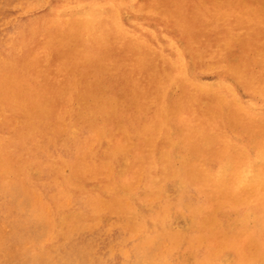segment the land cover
Listing matches in <instances>:
<instances>
[{"label":"rangeland","instance_id":"1","mask_svg":"<svg viewBox=\"0 0 264 264\" xmlns=\"http://www.w3.org/2000/svg\"><path fill=\"white\" fill-rule=\"evenodd\" d=\"M130 1L0 0V264H264V0Z\"/></svg>","mask_w":264,"mask_h":264},{"label":"bare ground","instance_id":"2","mask_svg":"<svg viewBox=\"0 0 264 264\" xmlns=\"http://www.w3.org/2000/svg\"><path fill=\"white\" fill-rule=\"evenodd\" d=\"M81 1H82V0H81ZM102 1H103V0H102ZM110 1H111V0H110ZM121 1H122V0H121ZM126 1H128V0H126ZM131 1H132V0H131ZM131 1H130V2H131ZM151 1H152V0H151ZM154 1H155V0H154ZM154 1H153V2H154ZM157 1H158V0H157ZM157 1H156V2H157ZM190 1H191V0H190ZM214 1H215V0H214ZM221 1H222V0H221ZM224 1L226 2V0H224ZM229 1H230V0H229ZM250 1H251V0H250ZM85 2H87V1H85ZM99 2H100V1H99ZM112 2H113V1H112ZM112 2L110 3L111 5H112ZM130 2H129V3H130ZM134 2H135V1H134ZM140 2H141V1H140ZM140 2H139V3H140ZM143 2H144V1H143ZM147 2H149V1L147 0ZM153 2H152V3H153ZM160 2H161V1H160ZM166 2H167V1H166ZM181 2H182V1L180 0V3H181ZM187 2H189V1H187ZM230 2H233V1H230ZM252 2H254V1L252 0ZM257 2H258V1H257ZM83 3H84V2H83ZM96 3H97V2H96ZM113 3H114V2H113ZM131 3H132V2H131ZM144 3H145V2H144ZM164 3H165V2H164ZM177 3H178V2H177ZM180 3H179V4H180ZM185 3H186V1H185ZM210 3H211V2H210ZM215 3H216V2H215ZM217 3H218V2H217ZM217 3H216V4H217ZM234 3H235V2H234ZM238 3H239V1H238ZM245 3L247 4L246 1H245ZM258 3H259V2H258ZM258 3H257V4H258ZM170 4H171V3H170ZM174 4H176V2L173 3V5H174ZM201 4H203V3L201 2ZM206 4H208V2H207ZM221 4H222V3H221ZM226 4H229V3H226ZM230 4H231V3H230ZM236 4H237V3H236ZM241 4H242V2H241ZM248 4H249V3H248ZM98 5H100V4H98ZM147 5H148V4H147ZM147 5H146V6H147ZM182 5H183V4H181V6H182ZM186 5H187V4H186ZM192 5H193V4H192ZM192 5H190V6H191L190 8L193 7ZM224 5H225V4H224ZM224 5H223V6H224ZM255 5H256V4H255ZM90 6H92V5H90ZM94 6H96V5H94ZM105 6H106V5H105ZM121 6H122V5H121ZM121 6H120V7H121ZM149 6H152V5L149 4ZM161 6H162V5H161ZM170 6H171V5H170ZM176 6H178V5H176ZM179 6H180V5H179ZM204 6H205V5H204ZM217 6H218V4H217ZM219 6H221V5H219ZM223 6H222V8H223ZM227 6H228V5H227ZM229 6H230V5H229ZM233 6H234V5H233ZM233 6H232V7H233ZM241 6H242V5H241ZM108 7H109V6H108ZM114 7H115V6H114ZM135 7H136V6H135ZM153 7H154V6H153ZM172 7H173V6H172ZM187 7H188V6H187ZM198 7H200V6H197V9H198ZM234 7H236V6H234ZM244 7H245V5H244ZM249 7H251V6H249ZM253 7H254V5H253ZM112 8H113V7H112ZM125 8H126V7H125ZM166 8H167V7H166ZM175 8H176V7H175ZM175 8H174V9H175ZM183 8H184V7H183ZM185 8H186V6H185ZM195 8H196V7H195ZM209 8H210V7H208V9H209ZM226 8H227V7H226ZM229 8H230V7H229ZM257 8H258V7H257ZM126 9H127V8H126ZM139 9H141V8H139ZM174 9H173V10H174ZM186 9H187V8H186ZM193 9H194V8H193ZM202 9H204V7H202ZM220 9H221V8H220ZM220 9H219V10H220ZM246 9H247V8H246ZM108 10H109V9H108ZM114 10H115V8H114ZM129 10H131L132 13L135 12V11H137V10H135V9H133V10H135V11H133L132 9H129ZM226 10H227V9H226ZM226 10H225V11H221V13L226 12ZM248 10H250V9H248ZM248 10H247V11H248ZM253 10H256V9H253ZM263 10H264V9H263ZM71 11H72V10H71ZM99 11H101V10H99ZM104 11H106V10H104ZM110 11H111V10H110ZM115 11H116V10H115ZM119 11H120V9H119ZM176 11H177V9H176ZM179 11H180V10H179ZM242 11H243V10H242ZM55 12H56V11H55ZM73 12H74V11H73ZM78 12L80 13L81 11L78 10ZM101 12H102V11H101ZM138 12H139V11H138ZM138 12H137V13H138ZM141 12H142V11H141ZM153 12H154V11H153ZM155 12H157V11H155ZM186 12H187V10H186ZM217 12H219V11L217 10ZM244 12H246V11H244ZM253 12L256 13V11H253ZM253 12H251V13H253ZM257 12H258V10H257ZM262 12H263V11H262ZM69 13H70V12H69ZM75 13H76V12H75ZM75 13H74V14H75ZM91 13L94 14V12H91ZM105 13H106V12H105ZM108 13H109V12H108ZM108 13H107V15H109ZM158 13H159V12H158ZM160 13H163V12H160ZM174 13H175V12H174ZM174 13H172V14H174ZM219 13H220V12H219ZM221 13H220V14H221ZM230 13H231V12H230ZM237 13H238V11H237ZM237 13H236V14H237ZM239 13H240V11H239ZM241 13H242V12H241ZM249 13H250V12H249ZM251 13H250V14H251ZM64 14H65V13H64ZM71 14H72V12H71ZM76 14H78V13H76ZM98 14H99V12H98ZM119 14H120V13H119ZM124 14H125V13H124ZM135 14H136V13H135ZM147 14H148V13H147ZM149 14H151V13H149ZM168 14H169V13H168ZM176 14H177V13H176ZM176 14H174V16H175ZM187 14H188V13H187ZM195 14H196V13H195ZM195 14H194V15H195ZM225 14H227V13H225ZM242 14H243V13H242ZM250 14H249V15H250ZM258 14H259V13H258ZM65 15H66V14H65ZM103 15H104V14H103ZM107 15H106V17H107ZM170 15H171V13H170ZM170 15H169V16H170ZM197 15H198V14H197ZM56 16H57V15H56ZM66 16H67V15H66ZM69 16H70V14H69ZM69 16H68V17H69ZM74 16H75V15H74ZM74 16H73V17H74ZM80 16H81V15H80ZM87 16H88V15H87ZM90 16H94V15H89V17H90ZM97 16H98V15H97ZM115 16H116V12H115V15L112 16V18H113V17L115 18ZM118 16H119V15H118ZM143 16H144V15H143ZM150 16H151V15H150ZM169 16H168V21H169V19L171 18V17L169 18ZM184 16H185V15H184ZM188 16H189V15H188ZM243 16H244V15H243ZM255 16H256V14H255ZM257 16H260V14L257 15ZM263 16H264V15H263ZM59 17H60V15H59ZM63 17H64V16H63ZM76 17L80 18L79 16H76ZM94 17H95V16H94ZM121 17H122V16H121ZM131 17H132V16H131ZM158 17H159V16H158ZM172 17H173V16H172ZM178 17H180V16H178ZM220 17H221V16H220ZM225 17H226V16H225ZM248 17H249V16H248ZM55 18H56V17H55ZM82 18H83V17H81L80 19H82ZM91 18H93V17H91ZM95 18H96V17H95ZM95 18H94V19H95ZM98 18H100V17H98ZM101 18H102V17H101ZM107 18H108V17H107ZM149 18H150V17H149ZM166 18H167V17H166ZM181 18H182V17H181ZM190 18H191V17H190ZM200 18H201V17H200ZM249 18H250V17H249ZM85 19H86V18H83V20H85ZM96 19H97V18H96ZM118 19H119V18H118ZM137 19H138V18H137ZM145 19H146V18H145ZM192 19H193V18H192ZM234 19H235V18H234ZM258 19H259V18H258ZM75 20H76V19H75ZM104 20H105V19H104ZM107 20H108V19H107ZM128 20H129V19H128ZM142 20H143V17H142ZM154 20H155V19H154ZM158 20H160V19H158ZM165 20H166V19H165ZM174 20H175V19H174ZM183 20L185 21V19H183ZM223 20H224V19H223ZM235 20H236V19H235ZM242 20H243V19H242ZM242 20H240V21H242ZM54 21H55V20H54ZM57 21H58V18H57ZM70 21H71V20H70ZM70 21H68V22H70ZM77 21H78V19H77ZM112 21H117V19H116V20L113 19ZM168 21H167V22H168ZM179 21H181V20H179ZM219 21H220V20H219ZM80 22H81V21H80ZM80 22H78V24H79ZM123 22H124V21H123ZM144 22H145V20H144ZM147 22H148V21H147ZM149 22H150V20H149ZM159 22H160V21H159ZM164 22H165V21H164ZM167 22H166V23H167ZM172 22H173V21H172ZM175 22H177V21H175ZM181 22H182V21H181ZM181 22H180V23H181ZM185 22H186V21H185ZM210 22H211V21H210ZM76 23H77V22H76ZM76 23H75V24H76ZM109 23H110V22H109ZM129 23H130V22H129ZM145 23H146V22H145ZM169 23H171V22H169ZM187 23H188V20H187ZM203 23H204V22H203ZM203 23H201V24H203ZM205 23H206V22H205ZM219 23H220V22H219ZM219 23H218V24H219ZM78 24H77V25H78ZM80 24H81V23H80ZM110 24H112V23H110ZM115 24H117V26H118V23L115 22ZM131 24H132V23H131ZM155 24H156V23H155ZM167 24H168V23H167ZM206 24H207V23H206ZM54 25H55V24H54ZM56 25H57V24H56ZM66 25H67V23H66ZM71 25H72V24H71ZM101 25H102V23H101ZM151 25H152V24H151ZM170 25H171V24H170ZM173 25H174V24H173ZM186 25H187V24H186ZM188 25H189V24H188ZM188 25H187V26H188ZM193 25H194V24H193ZM193 25H192V26H193ZM199 25H200V24H199ZM208 25H209V24H208ZM233 25H235V24H233ZM242 25H243V24H242ZM251 25H253V24L251 23ZM117 26H116V27H117ZM130 26H131V25H130ZM189 26H190V25H189ZM243 26H244V25H243ZM246 26H247V25H246ZM246 26H245V27H246ZM258 26H259V25H258ZM54 27H55V26H54ZM68 27H69V26H68ZM68 27H67V28H68ZM73 27H74V26H73ZM73 27H72V28H73ZM80 27H81V25H80ZM111 27H112V26H111ZM111 27H110V28H111ZM121 27H123V26H121ZM153 27H154V26H153ZM171 27H173V26H171ZM171 27H170V28H171ZM177 27H179V26L177 25ZM185 27H186V26H185ZM185 27H183L182 30H184ZM193 27H194V26H193ZM199 27H200V26H199ZM203 27H204V26H203ZM203 27H202V28H203ZM227 27H228V26H227ZM241 27H242V26H241ZM245 27H242V28H245ZM247 27H249V26H247ZM55 28H56V27H55ZM57 28H58V26H57ZM77 28H79V27H77ZM95 28H96V27H95ZM113 28H114V27H113ZM132 28H133V26H132ZM173 28H174V27H173ZM190 28H191V26H190ZM194 28H195V27H194ZM205 28H206V27H205ZM223 28H224V27H223ZM234 28H237V27H234ZM258 28H259V27H258ZM263 28H264V27H263ZM68 29H69V28H68ZM103 29H104V28H102V29L100 28V30H103ZM117 29H118V27H117ZM120 29H121V28H120ZM120 29H118V30L120 31L119 33H122L123 31H125L124 28H123V30L121 29L122 32H121ZM127 29H128V28H127ZM137 29H138V28H137ZM137 29H136V30H137ZM163 29H164V28H163ZM171 29H172V28H171ZM186 29H187V27H186ZM191 29H192V28H191ZM207 29L209 30V28H207ZM221 29H222V28H221ZM221 29H220V30H221ZM231 29H232V28H231ZM245 29H246V28H245ZM245 29H244V30H245ZM81 30H82V29H81ZM105 30H106V29H105ZM128 30H129V29H128ZM140 30H141V29H140ZM188 30H189V29H188ZM198 30H199V29H198ZM218 30H219V29H218ZM218 30H215V31H218ZM250 30H251V29H250ZM77 31H78V30H77ZM103 31H104V30H103ZM106 31H110V30H106ZM172 31H173V30H172ZM190 31H191V30H190ZM204 31H205V30H204ZM258 31H259V32H258L257 34H259V35H260V31L264 33V31H262L261 29L258 30ZM56 32H57V31H56ZM58 32H59V31H58ZM61 32H62V31H61ZM71 32H72V31H71ZM71 32H69V33H71ZM96 32H97V29H96ZM130 32H131V31H130ZM144 32H145V31H144ZM170 32H171V31H169V34H170ZM177 32H178V31H177ZM179 32H180V31H179ZM186 32H187V31H186ZM193 32H194V31H193ZM193 32H192V33H193ZM249 32H250V31H249ZM59 33H60V32H59ZM92 33H93V32H92ZM103 33H104V32H103ZM125 33H128V32H125ZM125 33H123V34H125ZM147 33H148V32H147ZM188 33H189V32H188ZM241 33H242V31H241ZM253 33H255V30H254L251 34H253ZM263 33H262V34H263ZM71 34H72V33H71ZM71 34H70V35H71ZM93 34H94V33H93ZM100 34H101V31H100ZM109 34H110V33H109ZM109 34H108V35H109ZM128 34H129V33H128ZM130 34H131V33H130ZM130 34H129V36H130ZM133 34H134V33H133ZM153 34H154V33H153ZM155 34H156V33H155ZM212 34H213V30H212ZM219 34H220V32H219ZM247 34H248V32H247ZM249 34H250V33H249ZM249 34H248V35H249ZM62 35H63V34H62ZM85 35H86V34H85ZM97 35H98V32H97ZM108 35H107V36H108ZM137 35H138V34H137ZM148 35H150V34H148ZM159 35H160V34H159ZM179 35H180V34H178L177 37H178ZM181 35H183V33H182ZM184 35H185V34H184ZM207 35H208V34H207ZM227 35H228V34H227ZM229 35H230V34H229ZM234 35H235V34H234ZM237 35H238V34H237ZM237 35H235V37H236ZM245 35H246V34H245ZM245 35H244V36H245ZM99 36H100V35H98V37H99ZM127 36H128V35H127ZM155 36H156V35H155ZM185 36H186V35H185ZM192 36H193V35H192ZM195 36H196V35H195ZM195 36H194V37H195ZM205 36H206V35H205ZM221 36H222V35H221ZM221 36H220V37H221ZM260 36H261V35H260ZM262 36H263V35H262ZM84 37H85V36H84ZM110 37H111V36H110ZM112 37H114V36H112ZM131 37H133V36H131ZM174 37H175V35H174ZM179 37H180V36H179ZM186 37H187V36H186ZM194 37H189V39H190V38L193 39ZM198 37H199V35H198ZM208 37H209V36H208ZM210 37H211V36H210ZM216 37H217V36H216ZM230 37H231V36H229V39H230ZM240 37H242V35H241ZM240 37H239V38H240ZM70 38H71V37H70ZM75 38H76V37H75ZM95 38H96V37H95ZM129 38H130V37H129ZM135 38H136V37H135ZM135 38H133V40H134ZM137 38H138V37H137ZM148 38H150V37H148ZM152 38H154V37H152ZM183 38H184V37H183ZM204 38H205V37H204ZM237 38H238V36H237ZM237 38H236V39H237ZM239 38H238V39H239ZM252 38H254V36H253ZM255 38H256V37H255ZM257 38H258V37H257ZM77 39H79V37H78ZM80 39H81V38H80ZM80 39H79V40H80ZM130 39H131V38H130ZM145 39H146V36H145ZM145 39H144V40H145ZM157 39L159 40V38H157ZM184 39H186V38H184ZM198 39H200V38H198ZM212 39H213V37H212ZM219 39H221V38H218V39H216V40H219ZM234 39H235V38H234ZM238 39H237V40H238ZM71 40H72V39H71ZM73 40H74V39H73ZM94 40H95V39H94ZM98 40H99V39H98ZM98 40H96V41H98ZM108 40H109V39H108ZM135 40H136V39H135ZM135 40L132 41V42H133V43H134V42H137V41H135ZM182 40H183V39H182ZM193 40H194V39H193ZM204 40H205V39H204ZM206 40H207V39H206ZM222 40H223V39H222ZM239 40H240V39H239ZM242 40H243V37H242ZM85 41H86V40H85ZM85 41H84V42H85ZM123 41L125 42V40H123ZM146 41H147V40H146ZM146 41H145V42H146ZM161 41H162V40H161ZM163 41H164V40H163ZM180 41H181V40H180ZM235 41H236V40H235ZM235 41H234V42H235ZM86 42H87V41H86ZM105 42H106V40H105ZM112 42H113V41H112ZM124 42H122V44H123ZM155 42H156V41H155ZM188 42H189V41H188ZM190 42H191V41H190ZM193 42H194V41H193ZM202 42H203V41H202ZM217 42H219V41H217ZM92 43H93V42H92ZM95 43H96V42H95ZM125 43H126V42H125ZM128 43H129V42H128ZM130 43H131V42H130ZM133 43H132V45H133ZM138 43H139V42H138ZM138 43H137V44H138ZM150 43H151V42H150ZM159 43H160V42H159ZM163 43H164V42H163ZM195 43H196V42H195ZM206 43H207V42H206ZM211 43H212V42H211ZM237 43H238V42H237ZM239 43H240V42H239ZM241 43H242V42H241ZM98 44H99V41H98ZM100 44H102V43H100ZM134 44H135V43H134ZM140 44H141V43H140ZM140 44H139V45H140ZM164 44H165V43H164ZM197 44H198V43H197ZM202 44H203V43H202ZM217 44H218V43H217ZM221 44H223V43H221ZM224 44H225V43H224ZM244 44H245V42H244ZM244 44H243V45H244ZM261 44H262V43H261ZM111 45H112V43H111ZM114 45L117 46L116 43H115ZM125 45H126V44H125ZM127 45H128V44H127ZM129 45H130V44H129ZM144 45H145V44H144ZM165 45H166V44H165ZM177 45H178V44H177ZM192 45H193V44H192ZM211 45H212V44H211ZM235 45H236V42H235ZM243 45H242V46L240 45L241 48L244 47ZM255 45H256V44H255ZM102 46H103V45H102ZM105 46H106V45H105ZM109 46H110V45H109ZM134 46H135V45H134ZM163 46H164V45H163ZM163 46H161L162 49H163ZM178 46H179V45H178ZM190 46H191V45H190ZM212 46H213V45H212ZM220 46H221V45H219L218 47H220ZM237 46H239V45H237ZM250 46H251V45H250ZM253 46H254V45H253ZM258 46H261V45L258 44ZM98 47H100V46L98 45ZM112 47H113V46H112ZM123 47H125V46H123ZM139 47H143V45H142V46H139ZM145 47H146V46H145ZM148 47H152V46H148ZM158 47H159V46H158ZM171 47H172V46H171ZM175 47H177V46H175ZM198 47H200V46L198 45ZM231 47H232V46H231ZM245 47H246V46H245ZM255 47H257V46H255ZM261 47H262V46H261ZM117 48H118V47H117ZM134 48H136V47H134ZM152 48H153V47H152ZM152 48H150V49H152ZM159 48H160V47H159ZM189 48H190V47H189ZM202 48H203V47H202ZM224 48H225V47H224ZM229 48H230V46H229ZM246 48H247V47H246ZM253 48H254V47L249 48V49L252 50ZM263 48H264V46H263ZM68 49H69V48H68ZM72 49H73V48H72ZM105 49H106V48H105ZM105 49H104V50H105ZM108 49H110V47H108ZM115 49H116V48H115ZM119 49H120V48H119ZM119 49H118V50H119ZM124 49H125V48H124ZM129 49H130V48H129ZM137 49H138V47H137ZM144 49H145V48L143 47V50H144ZM178 49H179V47H178ZM185 49H186V48H185ZM218 49H219V48H217L216 50H218ZM232 49H233V48H232ZM238 49H239V47H238ZM238 49H237V50H238ZM244 49H245V48H244ZM261 49H262V48H261ZM106 50H107V49H106ZM113 50H114V49H112V51H113ZM127 50H128V49H127ZM143 50H142V51H143ZM145 50H146V49H145ZM206 50H207V49H206ZM210 50H212V49H210ZM226 50H227V49H226ZM233 50H234V49H233ZM235 50H236V49H235ZM241 50H242V49H241ZM251 50H249V51H251ZM71 51H73V50H71ZM107 51H108V50H107ZM119 51H120V50H119ZM124 51H125V50H124ZM142 51H141V52H142ZM163 51H164V50H163ZM168 51H169V50H168ZM184 51H185V50H184ZM249 51H248V52H249ZM109 52H110V51H109ZM115 52H116V51H115ZM117 52H118V51H117ZM122 52H123V51H122ZM122 52H121V53H122ZM170 52H171V51H170ZM223 52H224V51H223ZM231 52H232V51H231ZM233 52H235V51H233ZM239 52H241V51H239ZM246 52H247V51H246ZM248 52H247V53H248ZM253 52H254V51H253ZM74 53H75V52H74ZM74 53H71V54H74ZM76 53L78 54V51H77ZM76 53H75V54H76ZM150 53H151V52H149V54H150ZM156 53H157V52H156ZM168 53H169V52H168ZM181 53H182V52H181ZM183 53H184V52H183ZM183 53H182V54H183ZM191 53H192V50H191ZM195 53H197V52H195ZM201 53H202V52H201ZM205 53H206V52H205ZM205 53H204V54H205ZM236 53H238V52H236ZM251 53H252V51H251ZM256 53H257V52H256ZM75 54H74V55H75ZM77 54H76V55H77ZM117 54H118V53H117ZM182 54H181V55H182ZM192 54H193V53H192ZM197 54H198V53H197ZM78 55H79V54H78ZM78 55H77V56H78ZM91 55H92V54H91ZM128 55H129V54H128ZM135 55H136V54H135ZM141 55H142V54H141ZM144 55H145V54H144ZM150 55H151V54H150ZM174 55H176V54L174 53ZM199 55H200V54H199ZM207 55H208V54H207ZM221 55H224V54L222 53ZM221 55H220V56H221ZM229 55H230V54H229ZM232 55H233V54H232ZM242 55H243V54H242ZM248 55H249V54H247V56H248ZM263 55H264V54H263ZM139 56H140V55H139ZM157 56H158V55H157ZM157 56H155V57H157ZM171 56H172V55H171ZM196 56H197V55H196ZM204 56H205V55H204ZM227 56H228V55H227ZM230 56H231V55H230ZM230 56H229V57H230ZM237 56H238V55H237ZM135 57L137 58V55H136ZM135 57H134V58H135ZM158 57H159V56H158ZM162 57H163V56H162ZM172 57H173V56H172ZM199 57H200V56H199ZM201 57H203L202 54H201ZM259 57H260V56H259ZM259 57H258V58H259ZM138 58H139V57H138ZM138 58H137V59H138ZM140 58H141V56H140ZM142 58H144V57H142ZM145 58H146V59H149V57L147 58L146 55H145ZM152 58H153V56H152ZM177 58H179V57H177ZM221 58H222V57H221ZM233 58L236 59L237 57L235 58V57L233 56ZM240 58H241V57H240ZM157 59H158V58H157ZM159 59L161 60V58H159ZM179 59H180V58H179ZM193 59H194V58H193ZM231 59H232V58H231ZM255 59H257V58H255ZM98 60H99V59H98ZM144 60H145V59H144ZM144 60H143V61H144ZM172 60H173V59H172ZM172 60H171V62H173ZM182 60H184V59L181 58V61H182ZM195 60H196V59H195ZM195 60H194V61H195ZM199 60H200V59H199ZM218 60H219V58H218ZM249 60H251V59H249ZM89 61L91 62V60H89ZM95 61H96V59H95ZM95 61H94V62H95ZM150 61H151V60H150ZM185 61H187V60H185ZM196 61H197V60H196ZM219 61H220V60H219ZM221 61H222V60H221ZM262 61H264V60H262ZM83 62H84V61H83ZM86 62H87V61H86ZM147 62H148V61H147ZM147 62H146V63H147ZM156 62H157V61H156ZM197 62H198V61H197ZM233 62H234V60H233ZM242 62H244V59H243ZM245 62H248V60L246 59ZM250 62H251V61H250ZM250 62H249V63H250ZM78 63H79V64H82V63H80V62H78ZM146 63H145V61H144V64H146ZM158 63H160V62H158ZM158 63H157V64H158ZM190 63H192V62H190ZM227 63H229V62H227ZM253 63H254V62H253ZM101 64H102V62H101ZM149 64H150V62H149ZM151 64H152V63H151ZM179 64H180V63H179ZM236 64H238V63H236ZM236 64H235V65H236ZM257 64H258V63H257ZM89 65H90V64H89ZM89 65H88V66H89ZM92 65H93V64H92ZM111 65H112V64H111ZM146 65H148V63H147ZM181 65H182V64H181ZM186 65H187V64H186ZM197 65H198V64H197ZM197 65H196V66H197ZM216 65H217V64H216ZM216 65H215V66H216ZM222 65H223V64H222ZM229 65H230V64H229ZM239 65L241 66V63H240ZM242 65H247V64L244 63V64H242ZM250 65H251V63H250ZM261 65H262V64H261ZM261 65H260V66H261ZM156 66H157V65H156ZM162 66H163V65H162ZM177 66H178V64H177ZM247 66H248V65H247ZM247 66H246V67H247ZM251 66H252V65H251ZM260 66H259V67H260ZM263 66H264V65H263ZM143 67H144V66H143ZM148 67L150 68L151 66L148 65ZM152 67H153V66H152ZM178 67H179V66H178ZM183 67H184V65H183ZM220 67H221V66H220ZM223 67H225V66H223ZM226 67L228 68L229 66L226 65ZM226 67H225V68H226ZM237 67H239V66L237 65ZM243 67H245V66H243ZM185 68H186V67H185ZM221 68H222V67H221ZM225 68H224V69H225ZM240 68H241V67H240ZM240 68H239V69H240ZM247 68H248V67H247ZM257 68H258V67H257ZM172 69H173V68H172ZM181 69H182V68H181ZM211 69H212V68H211ZM249 69H251V67H250ZM263 69H264V67H263ZM155 70H158V68L155 69ZM164 70H165V68H164ZM240 70H242V69H240ZM180 71H181V70H180ZM184 71H185V69H184ZM215 71H216V70H215ZM228 71L231 72L232 70L230 71V69H228ZM233 71H235V70H233ZM256 71H257V70H256ZM256 71H255V72H256ZM260 71H261V70H260ZM170 72H171V71H170ZM218 72H219V71H218ZM220 72H221V71H220ZM222 72H223V70H222ZM224 72H225V71H224ZM229 72H228V73H229ZM179 73H180V72H179ZM183 73H184V72H183ZM183 73H182V75H183ZM196 73H197V72H196ZM216 73H217V72H216ZM226 73H227V72H226ZM231 73L233 74L234 72H231ZM259 73H260V72H259ZM184 74H185V73H184ZM187 74H188V72H187ZM193 74H194V73H193ZM217 74H218V73H217ZM223 74H224V73H223ZM234 74H235V73H234ZM234 74H233V75H234ZM140 75H141V73H140ZM219 75H220V74H219ZM230 75H231V74H229V76H230ZM258 75H259V74H258ZM262 75H264V73H262ZM131 76H132V75H131ZM144 76H145V75H144ZM180 76H181V74H180ZM234 76H235V75H234ZM238 76H239V75H237V77H238ZM185 77H186V75H185ZM244 77H245V76H244ZM259 77H260V75H259ZM137 78L141 79L140 76L138 77V75H137ZM143 78H144V77H143ZM149 78H150V77H149ZM152 78H154V77H152ZM246 78H247V77H246ZM261 78H262V77H261ZM185 79H186V78H185ZM262 79H264V78H262ZM141 80H142V79H141ZM164 80H165V79H164ZM189 80H190V79H189ZM193 80H194V79H193ZM238 80H240V77H239ZM256 80H257V79H256ZM123 81H125V80H123ZM127 81H128V80H127ZM138 81H139V80H138ZM144 81H145V80H144ZM144 81H140V82H144ZM171 81H172V80H171ZM199 81H200V79H199ZM221 81H222V80H221ZM224 81H225V80H224ZM227 81H228V80H227ZM227 81H226V82H227ZM253 81H254V80H253ZM263 81H264V80H263ZM140 82H139V83H140ZM151 82H152V81H151ZM172 82H173V81H172ZM226 82H225V83H226ZM230 82H231V81H230ZM145 83H147V82H145ZM175 83H177V80H176ZM195 83H196V82H195ZM223 83H224V82H223ZM260 83H261V82H260ZM150 84H151V83H150ZM170 84H171V83H170ZM193 84H194V82H193ZM198 84H199V83H198ZM200 84H201V83H200ZM214 84H215V83H214ZM242 84L244 85V83H242ZM245 84H246V83H245ZM257 84H258V83H257ZM138 85H139V84H138ZM144 85H145V84H144ZM151 85H153V84H151ZM205 85H206V84H205ZM220 85H222V84H220ZM131 86H132V84H131ZM153 86H154V85H153ZM173 86H174V85H173ZM178 86H180V85H178ZM178 86H177V87H178ZM196 86H199V85H196ZM206 86H207V85H206ZM215 86H216V85H215ZM215 86H213V87H215ZM224 86H225V85H224ZM231 86H232V85H231ZM252 86H253V85H252ZM143 87H144V86H143ZM170 87H172V86H170ZM181 87H182V86H181ZM202 87H204V86H202ZM256 87H257V86H256ZM135 88H136V87H135ZM145 88H146V87H145ZM168 88H169V87H168ZM211 88H212V87H211ZM211 88H210V90H211L210 92H212V89H211ZM215 88H216V87H215ZM221 88H222V87H221ZM225 88H226V87H225ZM183 89H184V87H183ZM196 89H199V90H200V87H199V88H196ZM201 89H202V88H201ZM203 89H204V88H203ZM205 89H206V88H205ZM213 89H214V88H213ZM217 89H219V87H218ZM240 89H241V88H240ZM147 90H148V89H147ZM147 90H146V92H147ZM158 90H160V89H158ZM169 90H170V89H169ZM176 90H177V89H176ZM206 90H207V89H206ZM214 90H216V89H214ZM219 90H221V89H219ZM230 90H232V89H230ZM255 90H256V89H255ZM136 91H137V90H136ZM161 91H162V90H161ZM165 91H166V90H165ZM181 91H182V90H181ZM195 91H196V90H195ZM201 91H202V90H201ZM216 91H218V90H216ZM238 91H239V90H238ZM260 91H261V90H260ZM151 92H152V91H151ZM174 92H175V91H174ZM205 92H208V90L205 91ZM219 92H220V91H219ZM252 92H253V91H252ZM136 93H138V92H136ZM163 93H164V92H163ZM185 93H186V92H185ZM247 93H248V92H247ZM249 93H250V92H249ZM145 94H146V93H145ZM148 94H149V93H148ZM210 94H211V93H210ZM254 94H256V93H254ZM135 95H137V94H135ZM169 95H170V93H169ZM223 95H224V94H223ZM225 95H226V94H225ZM233 95H234V94H233ZM207 96H208V95H207ZM209 96H210V95H209ZM229 96H230V93H229ZM255 96H257V95H255ZM161 97H162V96H161ZM168 97H169V96H168ZM140 98H141V97H140ZM140 98H139V99H140ZM206 98H207V97H206ZM243 98H245V96H244ZM243 98H242V99H243ZM257 98H259V97H257ZM164 99H165V98H164ZM168 99H170V98H168ZM204 99H205V98H204ZM161 100H162V99H161ZM166 100H167V99H166ZM226 100H227V99H226ZM239 100H240V99H239ZM262 100H263V99H262ZM262 100H261V101H262ZM164 101H165V100H164ZM263 101H264V100H263ZM132 102H133V101H132ZM135 102H136V100H135ZM135 102H134V103H135ZM137 102H139V101H137ZM155 102H156V101H155ZM231 102H232V101H231ZM252 102H253V100H252ZM258 102H260V101H258ZM170 103H171V102H170ZM226 103H227V102H226ZM226 103H224V104H226ZM242 103H243V102H242ZM153 104H154V103H153ZM237 104H238V102H236V105H237ZM249 104H250V103H249ZM165 105H166V103H165ZM165 105H163V106H165ZM218 105H219V104H218ZM222 105H223V104H222ZM241 105H242V104H241ZM251 105H253V103H252ZM261 105H263V104H261ZM79 106H80V105H79ZM81 106H82V104H81ZM81 106H80V107H81ZM166 106H167V105H166ZM169 106H170V105H169ZM238 106H239V105H238ZM257 106H258V105H257ZM259 106H260V105H259ZM17 107H19V106H17ZM82 107H83V106H82ZM82 107H81V110H82ZM132 107H133V103H132ZM198 107H199V106H198ZM224 107H225V106H224ZM30 108H31V107H30ZM30 108H29V111H30ZM90 108H91V107H90ZM207 108H208V106H207ZM221 108H222V107H221ZM33 109H34V108H33ZM91 109H92V108H91ZM144 109H145V108H144ZM147 109H150V108L148 107ZM200 109H201V108H200ZM238 109H239V108H238ZM243 109H244V108H243ZM243 109H242V110H243ZM245 109H246V108H245ZM151 110H152V109H151ZM165 110H166V109H165ZM198 110H199V109H198ZM202 110H203V109H202ZM144 111L146 112V110H144ZM166 111H167V110H166ZM188 111H189V110H188ZM203 111H204V110H203ZM221 111H222V110H221ZM231 111H232V110H231ZM231 111H230V113H231ZM81 112H82V111H81ZM100 112H101V111H100ZM136 112H137V111H136ZM148 112H149V111H148ZM151 112H152V111H151ZM214 112H216V110H215ZM218 112H219V111H218ZM234 112H235V111H234ZM245 112H246V111H245ZM245 112H244V113H245ZM251 112H252V111H251ZM78 113H79V112H78ZM96 113H97V112H96ZM146 113H147V112H146ZM173 113H174V112H173ZM183 113H184V112H183ZM187 113H188V112H187ZM208 113H210V112H208ZM239 113H240V112H239ZM242 113H243V112H242ZM244 113H243V115L247 114L248 112L245 113V114H244ZM81 114H82V113H81ZM97 114H98V113H97ZM101 114H103V113H101ZM148 114H149V113H148ZM163 114H165V113H163ZM217 114H218V113H217ZM217 114H216V115H217ZM227 114H228V113H227ZM240 114H241V113H240ZM67 115H68V114H67ZM86 115H87V114H86ZM103 115H106V113H104ZM165 115H167V114H165ZM222 115H223V114H222ZM253 115L255 116L254 113H253ZM260 115H262V114H260ZM92 116H93V115H92ZM107 116H108V114H107ZM135 116H137V115H135ZM144 116H145V114H144ZM219 116H221V114H220ZM246 116L248 117V114H247ZM257 116H259V115H256V117H257ZM93 117H94V116H93ZM141 117H142V116H141ZM162 117H163V116H162ZM173 117H174V116H173ZM208 117H209V116H208ZM256 117H255V118H256ZM261 117H263V116H261ZM144 118H145V117H144ZM144 118H142V119H144ZM171 118H172V117H171ZM171 118H170V119H171ZM227 118H229V117L227 116ZM96 119H97V118H96ZM131 119H132V118H131ZM138 119H139V118H138ZM162 119H164V117H163ZM168 119H169V118H168ZM168 119H166V120L168 121ZM195 119H196V118H195ZM210 119H211V118H210ZM224 119H225V118H224ZM244 119H245V118H244ZM107 120H108V119H107ZM112 120H113V119H112ZM136 120H137V117H136ZM155 120H156V119H155ZM173 120H175V119H173ZM70 121H71V120H70ZM85 121H86V120H85ZM101 121H102V120H101ZM105 121H106V120H105ZM114 121H115V120H114ZM149 121H152V120H149ZM162 121H164V120H162ZM169 121H170V120H169ZM199 121H200V120H199ZM224 121H225V120H224ZM229 121H231V120H229ZM262 121H263V119H262ZM103 122H104V121H103ZM109 122H110V121H109ZM135 122H136V121H135ZM138 122H139V121H138ZM154 122H155V121H154ZM172 122H174V121H172ZM197 122H198V121H197ZM242 122H243V121H242ZM252 122H253V121H252ZM254 122H255V121H254ZM254 122H253V123H254ZM99 123H100V122H99ZM110 123H111V122H110ZM140 123H141V122H140ZM166 123H167V122H166ZM202 123H203V122H202ZM219 123H220V122H219ZM230 123L232 124V122H230ZM250 123H251V122H250ZM250 123H249L248 125H250ZM257 123H258V120H257ZM102 124H103V123H102ZM102 124H101V125H102ZM136 124H138V123L136 122ZM174 124H175V122H174ZM199 124H201V123H199ZM210 124H211V123H210ZM233 124H234V126H235V123H233ZM107 125H108V124H107ZM130 125H132L131 122H130ZM256 125H257V124H256ZM259 125H260V123H259ZM74 126H75V125H74ZM112 126H113V125H112ZM170 126H171V124H170ZM237 126H238V125H237ZM245 126H246V125H245ZM252 126H253V124H252ZM252 126H251V127H252ZM141 127H142V126H141ZM154 127H155V126H154ZM159 127H160V124H159ZM163 127L166 128V126H163ZM167 127L169 128V125H168ZM195 127H196V125H195ZM195 127H193V128H195ZM221 127H222V126H221ZM227 127H228V126H227ZM239 127H240V126H239ZM261 127H263V126H261ZM64 128H65V127H64ZM67 128H68V127H67ZM67 128H66V129H67ZM136 128L138 129L139 127L136 126ZM143 128H144V125H143ZM165 128H164V129H165ZM237 128H238V127H237ZM240 128H241V127H240ZM254 128H255V127H254ZM257 128H258V127H257ZM66 129H65V130H66ZM112 129H113V128H112ZM112 129H111V130H112ZM225 129H226V128H225ZM228 129H229V128H228ZM232 129H234L233 126H232ZM245 129H246V127H245ZM255 129H256V128H255ZM259 129H260V128H259ZM109 130H110V129H109ZM113 130H114V129H113ZM138 130H139V129H138ZM141 130H142V129H141ZM143 130H144V129H143ZM146 130H147V129L145 128V131H146ZM169 130H170V128H169ZM181 130H182V128H181ZM247 130H248V129H247ZM249 130H250V129H249ZM252 130H254V129H252ZM263 130H264V129H261V132H263ZM81 131H82V129H81ZM106 131H107V130H106ZM106 131H105V132H106ZM139 131H140V130H139ZM139 131H138V132H139ZM145 131H144V132H145ZM170 131H171V130H170ZM174 131H175V130H174ZM193 131H194V130H193ZM196 131H197V130H196ZM200 131H204V130L201 129ZM237 131H238V130H237ZM242 131H244V130H242ZM254 131H255V130H254ZM59 132L61 133V131H59ZM103 132H104V131H103ZM118 132H119V131H118ZM121 132H122V131H121ZM128 132H130V130H129ZM132 132H133V131H131V133H132ZM161 132H162V131H161ZM161 132H160V133H161ZM175 132H176V131H175ZM181 132H182V131H181ZM211 132H212V131H211ZM220 132H221V130H220ZM222 132H223V131H222ZM231 132H232V131H231ZM250 132H252V131L250 130ZM255 132H256V131H255ZM257 132H260V131L257 130ZM64 133H65V132H64ZM80 133H81V132H80ZM116 133H117V132H116ZM167 133H168V132H167ZM213 133H214V132H213ZM236 133H237V132H236ZM246 133H247V132H246ZM248 133H249V132H248ZM75 134H76V133H75ZM78 134H79V133H78ZM114 134H115V133H114ZM114 134L111 135V136L115 137V136L117 135V134H115V136H114ZM138 134H140V133H138ZM138 134H137V135H138ZM141 134H142V131H141ZM176 134H177V133H176ZM199 134H200V132H199ZM199 134H198V136H199ZM214 134H215V133H214ZM214 134H213V135H214ZM218 134H219V133H218ZM224 134H225V133H224ZM224 134L222 133V135H224ZM237 134H238V133H237ZM237 134H236V135H237ZM249 134H250V133H249ZM249 134H248V135H249ZM253 134H254V133H253ZM65 135H66V134H65ZM76 135H77V134H76ZM107 135H108V134H107ZM161 135H162V134H161ZM178 135H179V134H178ZM248 135H247V136H248ZM251 135H252V134H251ZM61 136H62V135H61ZM125 136H126V134H125ZM125 136H124V137H125ZM130 136H132V134H131ZM198 136H196V137H198ZM220 136H221V133H220ZM225 136H226V135H225ZM225 136H224V138H226ZM247 136H244V137H247ZM253 136H254V135H253ZM79 137H80V136H79ZM165 137H166V136H165ZM199 137H200V136H199ZM230 137H232V136H230ZM242 137H243V136H242ZM242 137H241V138H242ZM260 137H261V136H260ZM137 138H138V137H137ZM159 138H160V137H159ZM183 138H184V137H183ZM224 138H223V139H224ZM253 138H254V137H253ZM253 138H251V139H253ZM257 138H258V137H257ZM67 139H68V138H67ZM67 139H65V140H67ZM73 139H74V138H73ZM114 139H115V138H114ZM114 139H113V140H114ZM157 139H158V138H157ZM161 139H162V138H161ZM161 139H159V140H161ZM178 139H179V138H178ZM200 139H201V138H200ZM200 139H199V140H200ZM232 139H233V137H232ZM247 139H248V138H247ZM258 139H260V138H258ZM125 140H126V139H125ZM134 140H135V138H134ZM147 140H148V138H147ZM180 140H181V139H180ZM201 140H202V139H201ZM233 140H235V139H233ZM233 140H232V141H233ZM253 140H254V139H253ZM102 141H103V140H102ZM121 141H122V139H121ZM121 141H120V142H121ZM144 141H145V140H144ZM155 141H156V140H155ZM176 141H177V140H176ZM181 141H182V140H181ZM181 141H180L179 144H181ZM236 141H240V140H236ZM244 141H245V140L243 139V142H244ZM247 141H248V140H247ZM255 141L258 142L259 140L257 141V140L255 139ZM261 141H262V140H261ZM62 142H65V141L63 140ZM159 142H160V141H159ZM162 142H163V141H162ZM166 142H168V141H166ZM166 142H165V143H166ZM182 142H184V140H183ZM191 142H192V140H191ZM201 142H202V141H201ZM201 142H199V143H200V146H201ZM251 142H252V140H251ZM253 142H254V141H253ZM106 143H107V142H106ZM131 143H134V142H131ZM139 143H140V141H139ZM141 143H142V142H141ZM154 143H155V142H154ZM156 143H158V141H156ZM174 143L177 144L175 141H174ZM174 143H173V145H174ZM229 143H231V142H229ZM233 143H235V142H233ZM249 143H250V142H249ZM254 143H255V142H254ZM66 144H67V143H66ZM74 144H75V143H74ZM74 144H73V145H74ZM101 144H102V142H101ZM104 144H105V143H104ZM111 144H112V143H111ZM111 144H110V145H111ZM113 144H115V143H113ZM121 144H123V143L121 142ZM183 144H185V143H183ZM183 144H182V145H183ZM187 144H188V143H187ZM202 144H203V143H202ZM244 144H245V143H244ZM251 144H252V143H251ZM256 144H257V143H256ZM260 144H261V142H260ZM68 145H69V144H68ZM71 145H72V144H71ZM110 145H109V146H110ZM147 145H148V144H147ZM160 145H161V143H160ZM211 145L213 146L212 142H211ZM218 145H219V144H218ZM227 145H229V144L227 143ZM246 145H247V144H246ZM101 146H102V145H101ZM104 146H105V145H104ZM134 146H135V145L133 144L132 147H134ZM136 146H138V145H136ZM145 146H146V145H145ZM157 146H158V145H157ZM167 146L170 147L169 145H167ZM186 146H188V145H186ZM209 146H210V145H209ZM248 146H249V145H248ZM252 146H253V145H252ZM254 146H256V145L254 144ZM260 146H262V145H260ZM155 147H156V146H155ZM168 147H167V148H168ZM182 147H183V146H182ZM182 147H181V149H182ZM192 147H194V146H192ZM202 147H203V146H202ZM202 147H201V148H202ZM205 147H206V146H205ZM205 147H204V148H205ZM215 147H216V144H215ZM227 147H228V146H227ZM238 147H239V146H238ZM256 147H257V146H256ZM97 148H98V146H97ZM153 148H154V146H153ZM153 148H152V150H153ZM177 148H178V147H177ZM185 148H186V147H185ZM185 148H184V149H185ZM204 148H203V149H204ZM241 148H242V147H240V151H241ZM251 148H252V147H251ZM261 148H262V147H261ZM261 148H260V149H261ZM0 149H1V148H0ZM66 149H67V148H66ZM71 149H72V148H71ZM90 149H91V148H90ZM90 149H89V150H90ZM101 149H102V148H101ZM107 149H108V148H107ZM127 149H129V148H127ZM132 149H135V148H132ZM136 149H137V148H136ZM138 149H139V148H138ZM142 149H143V148H142ZM147 149H148V148H147ZM154 149H155V148H154ZM169 149H171V148H169ZM173 149H174V147H173ZM173 149H172V150H173ZM191 149H192V148H191ZM210 149L212 150L213 148L210 147V148L207 149V150L209 151ZM242 149H244V148H242ZM253 149H254V148H253ZM68 150H69V149H68ZM73 150H74V148H73ZM113 150H114V149H113ZM115 150H117V149H115ZM121 150H122V149H121ZM121 150H120V151H121ZM125 150H126V149H125ZM143 150H144V149H143ZM143 150H142V151H143ZM159 150H160V149H159ZM207 150H206V152H208ZM211 150H210V152H211V154H212L213 152H212ZM214 150H215V148H214ZM244 150H245V149H244ZM76 151H77V150H76ZM93 151H95V149H94ZM142 151H141V149H140V153H141ZM144 151H145V150H144ZM155 151H156V149H155ZM180 151H181V150H180ZM225 151H226V150H225ZM230 151H231V150H230ZM253 151H254V150H253ZM256 151H257V149H256ZM1 152H3V151H1ZM70 152H71V151H70ZM77 152H78V151H77ZM77 152H76V158H77V154H78ZM98 152H99V151H98ZM101 152H102V150H101ZM106 152H107V151H106ZM156 152L158 153V151H156ZM172 152H173V151H172ZM187 152H189V151L187 150ZM187 152H185V153H187ZM203 152H204V151H203ZM232 152H233V151H232ZM236 152H237V151H236ZM243 152H244V151H243ZM102 153H103V152H102ZM142 153H143V152H142ZM142 153H141V154H142ZM166 153H167V150H166ZM168 153H169V152H168ZM174 153H175V152H174ZM182 153H184V152H181V154H182ZM224 153H225V152H224ZM237 153H238V152H237ZM250 153H251V151H250ZM252 153H253V152H252ZM252 153H251V154H252ZM4 154H6V153L4 152ZM37 154H38V153H37ZM68 154H69V153H68ZM90 154H91V153H90ZM100 154H101V153H100ZM127 154H128V153H127ZM129 154H130V153H129ZM143 154H144V153H143ZM204 154H206V153H204ZM226 154H227V153H226ZM231 154H232V153H231ZM231 154L229 153L228 155L231 156ZM253 154H255V153H253ZM11 155H12V154H11ZM78 155H79V154H78ZM95 155H96V154H95ZM117 155H118V154H117ZM134 155H135V154H134ZM155 155H156V154H155ZM189 155H190V154H189ZM212 155H213V154H212ZM221 155H222V154H221ZM221 155H220V156H221ZM233 155H234V154H233ZM245 155H246V154H245ZM13 156H15V155H12L11 158H13ZM88 156H89V155H88ZM99 156H100V155H99ZM126 156H128V155H126ZM144 156H145V155H144ZM167 156H169V155H167ZM200 156H201V155H199L198 157H200ZM202 156L205 157V155H202ZM202 156H201V157H202ZM207 156H209L208 153H207ZM207 156H206V157H207ZM225 156H226V155H225ZM234 156H235V155H234ZM6 157H7V156H6ZM9 157H10V156H9ZM85 157H86V156H85ZM101 157H102V156H101ZM105 157H106V156H105ZM113 157H115V156H113ZM130 157H131V156H130ZM135 157H137V156H135ZM145 157H146V156H145ZM145 157H144V158H145ZM155 157H156V156H155ZM170 157H172V156H170ZM189 157H190V156H189ZM201 157H200V158H201ZM204 157H203V158H204ZM235 157H237V156H235ZM235 157H234V158H235ZM239 157H241V156H239ZM244 157H245V156H244ZM246 157H248V156L246 155ZM246 157H245V158H246ZM4 158H5V157H4ZM11 158H10V159H11ZM14 158H15V157H14ZM21 158H22V157H21ZM21 158H20V159H21ZM65 158H66V157H65ZM71 158H72V156H71ZM74 158H75V157H74ZM79 158H80V157H79ZM79 158H78V159H79ZM103 158H104V157H103ZM132 158H133V157H132ZM142 158H143V157H142ZM142 158H140V159H142ZM165 158H166V157H165ZM190 158H191V157H190ZM194 158H195V157H194ZM237 158H238V157H237ZM250 158H252V157L250 156ZM257 158H258V157H257ZM0 159H2V158L0 157ZM22 159H23V158H22ZM113 159H114V158H113ZM168 159L171 160V158H169V157H168ZM204 159H206V158H204ZM217 159H218V158H217ZM217 159H216V160H217ZM219 159H222V160H223L224 157H223V158H219ZM230 159H231V158H230ZM230 159H229V162H231ZM14 160H15V159H13V161H14ZM18 160H19V159H18ZM23 160H24V159H23ZM26 160H27V159H26ZM71 160H72V159H71ZM109 160H110V159H109ZM132 160H134V159H132ZM135 160H137V159H135ZM161 160H162V159H161ZM195 160H196V159H195ZM211 160H212V159H211ZM242 160H243V157H242ZM5 161H6V160H5ZM21 161H22V160H21ZM87 161H88V159H87ZM102 161H103V160H102ZM142 161H143V160H142ZM148 161H149V160H148ZM198 161H199V160H198ZM200 161H201V160H200ZM208 161H209V160H208ZM226 161H227V159H226ZM239 161H241V160H237V161H235L234 163H239ZM245 161H246V159L244 160V162H245ZM17 162H18V161H17ZM22 162H24V161H22ZM53 162H54V161H53ZM76 162H77V161H76ZM76 162H75V163H76ZM89 162H90V161H89ZM91 162H92V161H91ZM105 162H106V161H105ZM109 162H110V161H109ZM109 162H108V163H109ZM131 162H132V161H131ZM138 162H139V159H138ZM219 162H220V161H219ZM219 162H218V166H219ZM229 162H228V163H229ZM246 162H247V161H246ZM261 162H262V161H261ZM5 163H6V162H5ZM5 163H4V165H5ZM10 163H11V162H10ZM10 163H7V164H10ZM71 163H72V162H71ZM142 163H144V162H142ZM188 163H189V162H188ZM220 163H221V162H220ZM224 163H225V162H224ZM226 163H227V162H226ZM226 163H225V164H226ZM252 163H253V161H251V164H252ZM258 163H259V162H258ZM18 164H19V163H18ZM29 164H31V163H29ZM73 164H74V163H73ZM73 164H72V166H73ZM106 164H107V162H106ZM134 164H135V163H134ZM140 164H141V163H140ZM206 164H207V163H206ZM246 164H247V163H246ZM255 164H256V163H255ZM260 164H261V163H260ZM24 165H26V163H25ZM96 165H97V164H96ZM107 165H108V164H107ZM135 165H137V164H135ZM222 165H223V164H222ZM226 165H227V164H226ZM229 165H230V164H228V167H227V166H226V167L229 168ZM233 165H234V164H233ZM235 165H236V164H235ZM235 165H234V166H235ZM66 166H67V165H66ZM110 166H111V165H110ZM142 166H143V165H142ZM181 166H182V165H181ZM257 166H259V165H257ZM257 166H256V168H257ZM262 166H264L263 163H262ZM0 167H2V165H0ZM12 167H15V166H12ZM21 167H22V166H21ZM38 167H39V166H38ZM114 167H115V165H114ZM207 167H208V166H207ZM207 167H206V170L208 171ZM222 167H223V166H222ZM252 167H253V166H252ZM66 168H68V167H66ZM146 168H147V167H146ZM162 168H163V167H162ZM208 168H209V167H208ZM258 168H259V167H258ZM7 169H8V168H7ZM7 169H6V170H7ZM9 169H10V167H9ZM16 169H18V167H17ZM54 169H55V168H54ZM74 169H75V167H74ZM158 169H159V168H158ZM210 169H211V168H210ZM223 169H224V168H223ZM237 169H239V168H237ZM237 169H236V171H237ZM252 169H253V168H252ZM252 169H251V170H252ZM262 169H264V168H262ZM0 170H1V168H0ZM113 170H114V169H113ZM129 170H130V169H129ZM160 170H161V169H160ZM160 170H159V172H160ZM164 170H166V169H164ZM226 170H227V169H226ZM230 170L232 171L233 169H230ZM230 170H229V172H230ZM257 170H258V169H257ZM10 171H11V170H10ZM17 171H19V170H17ZM25 171H26V170H25ZM25 171H24V174H25ZM63 171H64V169H63ZM99 171H100V170H99ZM127 171H128V170H127ZM142 171H143V170H142ZM177 171H179V170H177ZM212 171H215V170L212 169ZM223 171H224V170H223ZM223 171H222L221 173H223ZM233 171H234V170H233ZM233 171H232V172H233ZM238 171H240V169H239ZM263 171H264V170H263ZM78 172H79V171H78ZM134 172H135V171H134ZM149 172H150V171H149ZM154 172H156V171H154ZM255 172H256V171H255ZM260 172H262V171H260ZM8 173H9V172H8ZM13 173H14V172H13ZM15 173H17V172H15ZM15 173H14V174H15ZM72 173H73V171H72ZM74 173H75V172H74ZM76 173H77V172H76ZM126 173H128V172H126ZM157 173H158V172H157ZM160 173H161V172H160ZM172 173H174V172H172ZM207 173H208V172H207ZM209 173H211V172L209 171ZM236 173H237V172H236ZM55 174H56V173H55ZM63 174H64V173H63ZM84 174H85V173H84ZM228 174H229V173H228ZM230 174H231V173H230ZM261 174H262V173H261ZM9 175H10V174H9ZM22 175H23V174H22ZM58 175H59V174H58ZM60 175H62V174H60ZM117 175H118V174H117ZM214 175H215V174H214ZM231 175H232V174H231ZM231 175H230V176H231ZM237 175H238V174H237ZM263 175H264V174H263ZM15 176H16V175H15ZM23 176H24V175H23ZM31 176H32V175H31ZM79 176H80V175H79ZM81 176H82V175H81ZM86 176H87V174H86ZM141 176H142V175H141ZM219 176H220V174H219ZM230 176H229V177H230ZM233 176H235V178L237 177L236 175H233ZM233 176H232V177H233ZM6 177H8V176H6ZM6 177H5V178H6ZM64 177H65V176H64ZM66 177H67V176H66ZM96 177H97V176H96ZM110 177H111V176H110ZM113 177H114V176H113ZM220 177H221V176H220ZM225 177H226V176L224 175V178H225ZM253 177H255V176H253ZM8 178H9V177H8ZM24 178H25V177H24ZM30 178H31V177H30ZM57 178H58V177H57ZM60 178H61V177H60ZM69 178H70V176H69ZM82 178L84 179V177H82ZM85 178H86V177H85ZM103 178H105V177H103ZM119 178H120V177H119ZM140 178H141V177H139L138 179H140ZM235 178L233 177V180H234ZM246 178H248V177H246ZM11 179H12V178H11ZM34 179H35V178H34ZM107 179H108V178H107ZM109 179H110V178H109ZM114 179H115V178H114ZM120 179H121V178H120ZM120 179H119V180H120ZM73 180H74V179H73ZM84 180H85V179H84ZM222 180H223V178H222ZM229 180H231V179H228L227 181H226V179H225L226 183H227ZM236 180H237V179H236ZM26 181H27V180H26ZM58 181L61 182V180H58ZM69 181H70V180H69ZM71 181H72V180H71ZM74 181H75V180H74ZM91 181H92V179H91ZM100 181H101V180H100ZM100 181H98V182H100ZM102 181H103V180H102ZM102 181H101V182H102ZM115 181H118V179H115ZM122 181H123V180H122ZM122 181H121V182H122ZM141 181H142V179H141ZM220 181H221V180H220ZM254 181H256V180H254ZM75 182H76V181H75ZM94 182H95V180H94ZM104 182H105V181H104ZM132 182H133V181H132ZM134 182H135V181H134ZM234 182H235V181H234ZM234 182H233V185L235 186ZM236 182H237V181H236ZM25 183H26V182H25ZM27 183H28V182H27ZM62 183H64V182H62ZM62 183H61V184H62ZM122 183H123V182H122ZM124 183H125V182H124ZM139 183H140V182H139ZM217 183H218V181H217ZM252 183H254V182H251V184H252ZM83 184H84V183H83ZM83 184H82V185H83ZM91 184H92V183H91ZM116 184H118V183H116ZM119 184H120V183H119ZM218 184H223V183L220 182V183H218ZM228 184H229V183H228ZM257 184H258V183H257ZM62 185H63V184H62ZM79 185H80V184H79ZM97 185H98V184H96V186H97ZM113 186H114V185H113ZM127 186H128V185H127ZM215 186H216V185H215ZM220 186H221V185H220ZM229 186H232V181H231V184H230ZM253 186H254V185H253ZM119 187H120V186H119ZM124 187L127 188L125 185H124ZM218 187H219V186H218ZM227 187H228V186H227ZM227 187H226V188H227ZM251 187H252V186H251ZM83 188H84V186H83ZM86 188H87V187H86ZM109 188H110V187H109ZM129 188H130V185H129L128 189H129ZM223 188H224V187H223ZM230 188H231V187H230ZM232 188H233V186H232ZM68 189H69V188H68ZM68 189H66L67 192H69ZM72 189H73V188H72ZM246 189H247V188H246ZM254 189H255V188H254ZM74 190H75V189H74ZM86 190H88V188H87ZM109 190H110V189H109ZM130 190H131V188H130ZM223 190H224V189H223ZM259 190H260V192L263 191V190L261 191V189H258V191H256V192L258 193ZM70 191H71V190H70ZM77 191H79V190H77ZM113 191H114V189H113ZM221 191H222V190H221ZM231 191H232V190H231ZM249 191H250V190H249ZM251 191H252V189H251ZM81 192H84V191H81ZM105 192H106V190H105ZM131 192H132V191H131ZM222 192H223V191H222ZM228 192H229V191H228ZM228 192H227V193H228ZM256 192H255V193H256ZM69 193H70V192H69ZM90 193H91V192H90ZM244 193H245V192H244ZM257 193H256V194H257ZM262 193H264V192H262ZM82 194H83V193H82ZM84 194H85V193H84ZM114 194H115V193H114ZM114 194H113V195H114ZM223 194H224V193H223ZM252 194H253V192H252ZM252 194H251V195H252ZM85 195H86V194H85ZM87 195H88V194H87ZM98 195H99V194H98ZM115 195H116V194H115ZM115 195H114V196H115ZM244 195H245V194H244ZM253 195H254V194H253ZM260 195H261V194H260ZM114 196H113V197H114ZM247 196H248V195H247ZM263 196H264V195H263ZM263 196H261L260 198H262ZM73 197H74V196H73ZM73 197H72V198H73ZM75 197H76V194H75ZM102 197H103V196H102ZM97 198H98V197H97ZM118 198H119V197H118ZM118 198H117V199H118ZM244 198H245V196H244ZM257 198H258V197H257ZM260 198H258V199H260ZM120 199H122V198L120 197ZM244 200H245V199H244ZM247 200H248V199H247ZM247 200H245L244 203H245ZM115 201H117V200H115ZM263 201H264V200H263ZM71 202H72V201H71ZM117 202H118V201H117ZM120 202H121V201H120ZM122 202H124V201H122ZM260 202H261V204H262V201H260ZM241 203H243L242 200H241ZM247 203H248V201H247ZM263 203H264V202H263ZM68 204H69V203H68ZM254 204H255V203H254ZM247 206H248V205H247ZM255 206H256V205H255ZM258 206H259V205H258ZM121 207H122V205H121L120 207H118V209H119V208L121 209ZM260 207H262V206H260ZM244 208H245V207H244ZM53 209H54V208H53ZM122 209H123V208H122ZM122 209H121V210H122ZM125 209H126V208H125ZM256 209H257V208H256ZM261 209H263V208H261ZM261 209H260V210H261ZM65 210H66V209H65ZM67 210H68V209H67ZM72 210H73V208H72ZM123 210H124V209H123ZM123 210H122V211H123ZM52 211H53V210H52ZM63 211H64V210H63ZM250 211H251V210H250ZM252 211H254V210H252ZM70 212H71V211H70ZM254 213H255V212H254ZM52 215H53V214H52ZM246 215H247V214H246ZM113 217H114V216H113ZM252 218H253V217H252ZM261 218H262V216H261ZM255 219H256V218H255ZM255 219H254V220H255ZM258 219H259V218H258ZM262 219H263V218H262ZM262 219H261V220H262ZM239 220H240V219H239ZM239 220H237V221H239ZM259 220H260V219H259ZM241 221H242V220H241ZM255 221H256V220H255ZM238 223H239V222H238ZM242 224H243V223H242ZM244 224H245V223H244ZM254 224H255V223H254ZM257 224H258V223H257ZM246 225H247V224H246ZM246 225H245V226H246ZM261 225H263L262 221H261ZM261 225H260V226H261ZM248 226H249V225H247L246 227H248ZM65 227H66V226H65ZM260 228H262V226H261ZM62 229H63V228H62ZM245 229H246V228H245ZM245 229H244V231H245ZM262 229H263V228H262ZM63 231H64V230H63ZM242 232H243V231H242ZM57 233H58V232H57ZM57 233H56V234H57ZM59 233H60V232H59ZM65 236L67 237V235H65ZM66 237H65L64 239H66ZM59 238H61V237H59ZM207 260H208V259H206V262H207ZM217 260H218V259H217ZM202 262L204 263L203 260H202Z\"/></svg>","mask_w":264,"mask_h":264}]
</instances>
